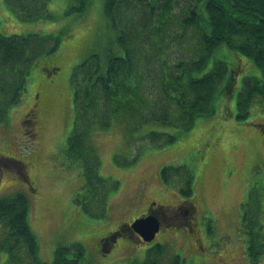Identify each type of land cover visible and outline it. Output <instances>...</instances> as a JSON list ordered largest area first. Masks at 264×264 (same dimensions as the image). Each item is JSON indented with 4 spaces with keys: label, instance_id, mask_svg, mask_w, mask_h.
Returning a JSON list of instances; mask_svg holds the SVG:
<instances>
[{
    "label": "rangeland",
    "instance_id": "obj_1",
    "mask_svg": "<svg viewBox=\"0 0 264 264\" xmlns=\"http://www.w3.org/2000/svg\"><path fill=\"white\" fill-rule=\"evenodd\" d=\"M105 1L92 0L84 13L66 14L76 1L52 0L53 19L22 21L0 0V32L4 35H60L56 51L38 60L21 101L9 110L7 121L0 123V198L19 193L27 197L28 221L39 239V258L48 263L59 247H72L75 256L69 257L77 258L79 264H142L158 258L156 245H162L160 264H252L247 256L250 235L240 230L245 209L261 206L259 225L264 240V130L257 125L264 124V103L256 97L248 113L238 116L237 97L249 73L246 70L238 76L233 97L227 91L217 99V114L197 120L190 129L147 123L131 130V141L124 121L115 122L107 131L96 130L93 142L101 159L100 174L109 181L118 180L119 189L111 196L107 218L89 217L74 202L85 181L82 170L69 167L62 156L75 119L71 80L75 67L85 59L119 48L120 32L106 15ZM150 1L125 0L120 10L130 20L122 22L121 28L134 29L141 37L142 52L148 55L142 59L139 51L142 67L148 63L147 72L155 71L143 78L145 94L153 100L160 92L156 76L203 53L202 35L208 21L204 1L198 4L203 30L182 24L196 0H172L166 8L159 4L154 14L148 9ZM140 21L146 22L145 27ZM220 60L232 65L236 57L223 48L196 76H204ZM37 104L33 123L27 122L25 117ZM152 131L165 134L138 137ZM7 159H21L25 166H9ZM167 166H182V174L187 170L194 174L190 199L195 200L197 212L189 218L195 224L193 230L179 219L178 209L168 207L159 210L165 226L152 243L125 235L106 253L100 238L140 216L149 205L167 207L174 194L178 200L187 197L180 191L179 177L171 179L172 187L165 184L161 172ZM248 180L252 184L247 190ZM6 260L7 254L2 253L0 261ZM256 264H264V255Z\"/></svg>",
    "mask_w": 264,
    "mask_h": 264
},
{
    "label": "trees",
    "instance_id": "obj_2",
    "mask_svg": "<svg viewBox=\"0 0 264 264\" xmlns=\"http://www.w3.org/2000/svg\"><path fill=\"white\" fill-rule=\"evenodd\" d=\"M91 1L77 0V4L69 7L66 14L84 13ZM201 1H204L208 21L202 35L203 53L196 60L178 62L169 73L162 71V75L156 76L160 92L153 100L145 94L146 80L143 78L155 71L147 72L148 63L143 62L142 67L139 61V51L142 59H148L140 46L141 37L134 34V29L121 28L122 22L130 21L120 10L125 0L105 1L106 15L112 27L120 32L119 48L93 54L75 67L71 80L75 119L62 150L67 165L82 170L85 183L73 200L87 216L107 218L111 196L120 185L118 180L109 181L100 174L101 159L93 142L96 130L107 131L115 122L124 121L130 133L128 140L131 141V130H140L147 123L182 125L184 129H190L197 120L216 115L217 99L225 97L227 91L233 97L237 77L243 70L249 73L238 93V116L247 114L256 97L264 102V0H196L195 7L182 20L185 27L202 29L198 11ZM4 2L22 21L55 17L49 9L52 0ZM171 2L151 0L149 12L154 14L159 4L166 8ZM146 10L144 8V14ZM140 23L145 27L146 22ZM59 41L60 35L53 33L7 36L0 32V123L7 121L9 110L21 101L37 60L55 52ZM223 48L234 55L236 61L232 65L217 61L210 72L197 77L206 68L211 56ZM261 127L264 130V124ZM164 134L152 131L141 133L138 137H162ZM178 174L179 168L172 166L164 167L161 172L165 184L171 187V179ZM192 180L193 176L189 175L185 189L181 190L187 197L193 191ZM176 201L173 195L172 203ZM28 213L29 202L24 194L0 198V256L7 254L6 263L0 261V264H77V258L69 257L75 256L71 253L72 247H59L51 263L39 258V239L30 227ZM259 215V210L245 209L243 231L251 235L248 256L252 263H257L264 254L263 234L256 221ZM188 226L193 230L195 224L190 220ZM103 240L104 237L99 242ZM112 245L105 246L106 253L111 252ZM156 249L162 254L165 246L156 245Z\"/></svg>",
    "mask_w": 264,
    "mask_h": 264
},
{
    "label": "water",
    "instance_id": "obj_3",
    "mask_svg": "<svg viewBox=\"0 0 264 264\" xmlns=\"http://www.w3.org/2000/svg\"><path fill=\"white\" fill-rule=\"evenodd\" d=\"M194 207V206H193ZM195 208V207H194ZM159 218L149 215L135 220L129 229L138 233L144 241L152 242L160 231Z\"/></svg>",
    "mask_w": 264,
    "mask_h": 264
},
{
    "label": "flooded vegetation",
    "instance_id": "obj_4",
    "mask_svg": "<svg viewBox=\"0 0 264 264\" xmlns=\"http://www.w3.org/2000/svg\"><path fill=\"white\" fill-rule=\"evenodd\" d=\"M32 115H33V113H32ZM151 210V213H156V214H158L159 215V211L158 210H155V209H150ZM189 213V210L187 209V211H184V208L183 209H181V212L179 213V214H184V216H186L187 214L186 213ZM148 214V212H147V210L145 211V215H147ZM162 220H164V219H162ZM108 244H109V242H108Z\"/></svg>",
    "mask_w": 264,
    "mask_h": 264
},
{
    "label": "bare ground",
    "instance_id": "obj_5",
    "mask_svg": "<svg viewBox=\"0 0 264 264\" xmlns=\"http://www.w3.org/2000/svg\"><path fill=\"white\" fill-rule=\"evenodd\" d=\"M175 168H176V167H175ZM177 168H179V174L176 175V177L182 175V173H181L182 166H181V167H177ZM29 177H30V176H29ZM29 177H27V181H28V184L31 185V181H30V178H29ZM192 189L194 190L193 184H192ZM77 264H79V261H78Z\"/></svg>",
    "mask_w": 264,
    "mask_h": 264
},
{
    "label": "crops",
    "instance_id": "obj_6",
    "mask_svg": "<svg viewBox=\"0 0 264 264\" xmlns=\"http://www.w3.org/2000/svg\"><path fill=\"white\" fill-rule=\"evenodd\" d=\"M251 184H252L251 180H248V181L246 182V184H245V188H246L247 190L250 189V188H251Z\"/></svg>",
    "mask_w": 264,
    "mask_h": 264
}]
</instances>
